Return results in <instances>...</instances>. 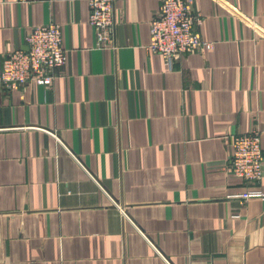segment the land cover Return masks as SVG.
I'll list each match as a JSON object with an SVG mask.
<instances>
[{
  "label": "crops",
  "instance_id": "0c3cea01",
  "mask_svg": "<svg viewBox=\"0 0 264 264\" xmlns=\"http://www.w3.org/2000/svg\"><path fill=\"white\" fill-rule=\"evenodd\" d=\"M159 0H114L98 48L86 0H0V66L32 26L62 25L48 87L0 83V264H264V197L229 167L260 131L264 0H197L212 49L149 52ZM264 160V159H263Z\"/></svg>",
  "mask_w": 264,
  "mask_h": 264
},
{
  "label": "built area",
  "instance_id": "2783aa9c",
  "mask_svg": "<svg viewBox=\"0 0 264 264\" xmlns=\"http://www.w3.org/2000/svg\"><path fill=\"white\" fill-rule=\"evenodd\" d=\"M196 1L159 0V11L150 20V43L146 49L160 53L168 68H172L185 53L203 52L214 46L213 41L204 39L196 28L203 20V14L195 7ZM86 3L94 45L112 49L117 24L114 0H86ZM24 40L26 49L16 48L5 54L0 66V83L7 88H18L28 82L50 86L56 76V69L67 63L61 23L50 21L32 26ZM230 141L229 167L234 175L249 183L262 180L264 158L260 131L253 129L233 134ZM238 196L244 203L250 197H264V192L249 189Z\"/></svg>",
  "mask_w": 264,
  "mask_h": 264
}]
</instances>
